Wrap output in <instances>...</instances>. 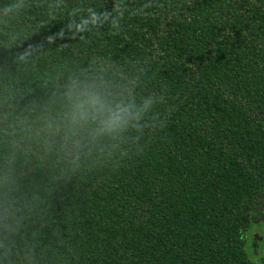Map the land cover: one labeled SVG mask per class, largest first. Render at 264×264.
Listing matches in <instances>:
<instances>
[{
	"label": "trees",
	"instance_id": "obj_1",
	"mask_svg": "<svg viewBox=\"0 0 264 264\" xmlns=\"http://www.w3.org/2000/svg\"><path fill=\"white\" fill-rule=\"evenodd\" d=\"M73 82L153 103L71 136ZM260 223L264 0H0V264H264Z\"/></svg>",
	"mask_w": 264,
	"mask_h": 264
},
{
	"label": "clouds",
	"instance_id": "obj_2",
	"mask_svg": "<svg viewBox=\"0 0 264 264\" xmlns=\"http://www.w3.org/2000/svg\"><path fill=\"white\" fill-rule=\"evenodd\" d=\"M109 13L104 14L107 19ZM122 16L123 13H120ZM98 17L91 12L90 20L96 24ZM88 21L78 26V30L87 27ZM115 26V24H114ZM70 108L65 113L66 131L71 136L78 135L83 129L91 127V137L117 138L130 127H139L143 114L152 106V99H147L142 106H137L133 101L125 103L122 100L110 98L95 87L83 85L77 87L73 82L65 94Z\"/></svg>",
	"mask_w": 264,
	"mask_h": 264
},
{
	"label": "rangeland",
	"instance_id": "obj_3",
	"mask_svg": "<svg viewBox=\"0 0 264 264\" xmlns=\"http://www.w3.org/2000/svg\"><path fill=\"white\" fill-rule=\"evenodd\" d=\"M248 241L252 253L256 258H264V223L255 225L248 234ZM254 243V244H253Z\"/></svg>",
	"mask_w": 264,
	"mask_h": 264
}]
</instances>
